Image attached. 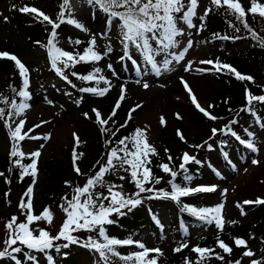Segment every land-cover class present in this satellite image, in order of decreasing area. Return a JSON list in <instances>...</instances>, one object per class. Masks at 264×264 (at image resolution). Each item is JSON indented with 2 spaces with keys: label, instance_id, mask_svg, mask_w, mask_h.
I'll return each mask as SVG.
<instances>
[{
  "label": "rangeland",
  "instance_id": "374dc122",
  "mask_svg": "<svg viewBox=\"0 0 264 264\" xmlns=\"http://www.w3.org/2000/svg\"><path fill=\"white\" fill-rule=\"evenodd\" d=\"M239 1L243 2L244 5L252 6L251 0ZM256 2L264 5V0H256ZM72 5L73 12L70 17L82 24L84 29H86L81 30L78 28V32L74 29L76 35L83 37L78 39L81 42L79 43L80 46L77 47L65 41L57 42L58 44L56 45L64 51L82 54L84 49L89 47L90 40L95 39V50L104 54L102 60L94 63L95 68L99 67L102 70L98 75H103L111 81V89L103 97L90 93H85L84 96L80 97L79 92L71 88L68 83H64L63 80L47 78L46 72L49 70H44V74L42 70L45 67L43 64L47 61L43 55L46 49L31 45L23 31L14 27L11 13L20 11L19 9L24 6H29L39 9L50 18H53V13L55 14L53 6H49L48 2L44 0H0V53L16 56L29 70V92L32 98L27 103L30 104V108L25 111L23 116L16 117L15 120L17 122L19 119L26 121L23 132H28L29 136L42 137V139L28 138L26 140L24 146L20 148L25 153L23 158L32 159L29 154L40 151L41 156L36 161L37 165L38 162H40L41 166L43 161L59 158L68 163V156L71 154L68 151L79 148L76 144V137H78L80 138V148L77 155L79 156L80 153H83V155L77 159L78 163H76V166L82 171L84 169L82 159L84 158L97 163L99 155L94 151L92 145L102 140V131L90 112H93V109H97L102 114V118L105 119L107 102L119 98L120 89L123 85L126 88V94L121 104L128 109H133L140 105L133 112L134 119L139 129H146L148 143L154 146L157 154L163 155L167 160L168 156H171L173 158L171 161L177 160L180 164L184 153L195 156L196 160L200 161L199 164L206 168L205 171L211 178L213 169L207 163H210L213 167H218L219 163L223 162V158L219 157L218 152L205 157L201 152H195L193 149L187 148L186 141L197 130L201 112L192 104L189 94L182 83V80L187 82L198 103L206 110L210 106L215 105L218 95L217 90L220 88V83L216 76L217 71L211 65L200 63L204 60L216 61L217 57L223 53L222 43L206 44V21L204 18L203 20L200 19V17L209 14L210 11H207L206 14V10H212L214 5L211 0H198L196 16L193 17V23L197 27L189 28L186 25L184 43L180 44L178 49L170 50L174 54L183 53V60L179 62L173 60L168 66V70H163L159 74H155L152 71L151 65L145 62L143 56L134 46L128 49L127 55L125 49H122L119 44L112 51L106 49L108 38L113 41L120 32L117 20H111L110 22L107 14L101 11L98 6L89 4L87 0H74ZM213 16L212 20L214 24H217L219 19L215 18L217 17L216 15ZM201 25H203L202 30H200ZM82 39L89 40L88 45L86 40L83 41ZM189 41L192 42L191 48H187ZM247 46V43H244L236 49L244 51ZM129 55L132 59L128 58ZM164 59L165 54L155 57L158 64H162ZM108 65H111L114 71H110ZM188 65H191V70H185ZM197 69L211 70L197 71ZM196 79H198L197 82ZM3 81L4 79L0 73V87L4 84ZM145 83L148 84L147 88L144 87ZM104 87H108V85L104 84L102 88ZM198 88H200L202 93L199 92ZM78 98L81 101L76 103ZM85 113H87V117L84 115ZM162 117L164 118L163 124L161 123ZM221 124L217 117L215 120L210 119L206 128L213 132V129L222 127ZM36 125H40V127H36ZM5 126L6 124L0 125L1 155L9 154L12 147L10 131ZM12 127L14 128L15 124H12ZM32 129L35 130L30 131ZM63 130L68 133V138L65 140L61 136ZM178 130L183 134L184 140H181L177 135ZM251 131L254 134L251 141L257 151L249 155L250 157L245 164L240 165L238 168L230 166L228 169H223V171L219 172L216 180L208 179V181L200 182L198 179L192 181L190 185L191 188H195L208 185L209 183L213 184L216 190L209 196L203 208L216 207L223 203L222 214L225 220L231 221L237 218L241 224H248L252 221L251 215H239L236 205L238 203L241 204L243 200L250 199L245 194L246 189L250 185H253L257 193L261 192L263 188L260 186V181H255V178H258L257 175L264 176V125L262 127L255 126ZM43 137L50 138L43 139ZM202 137L203 139L199 142L201 147H203L202 149H204L203 145L207 137ZM210 144H213V142H210ZM71 155L70 160L72 163L73 154ZM253 161H258V163H253ZM37 177L33 204L35 210L39 207L37 204L42 199L41 188H43V184L47 183L48 176L41 170ZM69 196L71 197V194ZM63 197V195H60L55 200H51L47 207L54 214L52 223L48 224L46 221L41 220L32 225L34 229H45L52 236L57 235L66 218L65 213L60 208V205L64 203ZM173 209L174 206L160 209V214H158L160 225L156 229L147 227L141 230L139 235H132L126 239L143 243L147 249H160L162 257L161 261H157V264H165L163 261L171 256L170 254L176 252V248L182 247L185 243L187 247H182V249L188 247L194 249L201 244V241L210 240L212 237L216 238L220 234L214 224H207V226L200 229L190 228L187 234L181 237L180 233L176 234L172 229V225H174L172 218ZM23 216L20 213L18 222L23 221ZM5 219L7 218H0V250L5 247L4 240L7 236ZM261 242L256 237L248 239V245L251 250L256 255L259 254L260 257H263L264 246ZM128 246H130L131 254L142 251L135 244ZM115 250L120 251L119 247H116ZM150 254L155 255L157 253L153 252ZM87 258L88 256H86ZM97 259L96 264H101L99 256ZM250 260L251 258L245 257L244 264L251 263Z\"/></svg>",
  "mask_w": 264,
  "mask_h": 264
},
{
  "label": "snow or ice",
  "instance_id": "6c2138e0",
  "mask_svg": "<svg viewBox=\"0 0 264 264\" xmlns=\"http://www.w3.org/2000/svg\"><path fill=\"white\" fill-rule=\"evenodd\" d=\"M91 5L98 6V8L109 16V21L117 20L119 31L121 33V42L127 51L129 45L135 47V49L143 56L145 62L151 65L152 71L159 74L163 70H168V66L175 60L179 62L183 60V53L174 54L169 50L176 47L178 36L182 35V30L178 28L177 21L178 19L185 23L189 28L197 27L193 23V17L196 16V10L198 8V0H87ZM211 3L217 7L227 6V9L236 16V19L244 24L245 28H248L246 22V16L248 13L256 14L258 13L260 17L264 18V5H260L256 0H251L252 6L245 11L239 0H211ZM70 0H63L61 5V12L57 20H53L44 12L40 11L35 7L24 6L19 9L23 13H31L37 19L42 18L41 22H47L52 27V32L50 33V39L48 41V53L51 59L52 67L55 69L56 73L69 84L71 81L68 79V76L65 75L64 69L75 67L77 64L81 63H97L104 58V54L96 51V41L95 39L90 40L89 47L85 48L83 53H72L64 51L57 47L54 43L57 32L56 29L60 27L63 23L73 24L75 27L84 29L83 25L78 23L76 20L71 19V9L69 7ZM66 11L69 18L65 19ZM207 11L206 10V14ZM182 14V15H181ZM204 17H200L203 20ZM230 27L235 28L238 32L239 28H236L235 25L230 24ZM203 25L200 26L202 30ZM249 31H252L249 29ZM239 37H228L222 36L220 39H238ZM252 38L260 41L261 46L264 47V38L257 37L255 32H252ZM155 42V47L153 43ZM76 44L81 43L79 40L75 41ZM192 47V42L189 41L187 48ZM108 51H111L109 48ZM161 53L165 54V59L162 64H158L155 60L157 55ZM0 57H6L9 60L15 62V65L19 69V74L22 77V88L17 90L15 88L12 91L19 96L21 102L17 103L15 99L9 101L8 98L0 97V103L8 107V112L6 114L5 108H0V120H4L10 131V138L12 140V147L10 151V158L20 157L23 158L25 153L20 150L19 142L29 139H42L38 136H29L28 132H23L24 125L26 121L24 119H19L17 122L13 117L23 116L25 111L30 108V104L27 101L31 100V94L27 91L29 88V79H28V69L27 67L14 55H9L8 53H0ZM171 57V58H169ZM129 59L132 57L129 55ZM62 64L63 68L58 67L57 64ZM135 63V61H133ZM201 64L211 65L212 68L220 72L222 69H227L229 73L235 75V78L240 81H253V77L248 75H243L238 72L231 65L221 64L218 60H204L200 62ZM110 71H114L111 65H108ZM185 70H191V65H188ZM211 69H197V71H210ZM99 67L94 68L92 72L87 75H80L79 73L72 72L71 75L77 77L78 79L85 82H95L96 87H83L79 91L82 93H90L98 97H103L111 89V81L103 75H98L101 73ZM103 82L108 87L100 88L99 84ZM183 86L188 92L192 104L199 110L203 115L209 119H217V117L212 116L204 107H202L196 96L193 94L192 89L189 87L187 82L183 81ZM76 87L75 85H72ZM144 87L147 88L148 84L145 83ZM126 88L122 85L120 89L119 98L113 108L112 113L107 119L102 118V114L97 110L93 109L95 113L96 121L102 126V131L104 130L103 126H106L108 122L116 115V110L120 108L121 102L125 99ZM246 102L247 110H251L250 106L254 102L264 103V96H255L250 92H246ZM79 103V101H77ZM140 107L137 105L136 108ZM211 107V106H210ZM136 108H133L129 112L128 119H131V113L136 111ZM87 117V113L84 114ZM179 118V117H178ZM11 121V124L7 122ZM236 121H233L235 123ZM161 123H164V118H161ZM12 124H15V127H12ZM40 127V125H36ZM120 127H126L121 125ZM32 129L30 131H34ZM119 131V129H117ZM213 135L216 134L217 130L213 129ZM221 131H224L221 129ZM230 132L231 129H228ZM23 133V134H22ZM115 132L112 133L115 136ZM75 135V134H74ZM177 135L181 140H184L183 134L178 130ZM232 135H236L234 132ZM50 137H43V139H49ZM240 140L241 144H244L248 149L252 151H257L251 140H243L240 137H236ZM79 138L76 137V144L79 145ZM111 144V141L107 142ZM199 147V146H196ZM167 151V150H166ZM32 158V163L28 165H23L20 163L19 159L14 160V164L21 168L20 173L21 180L25 176H31L35 178L37 176V160L41 156L40 151H35L29 154ZM83 153H80L79 156H82ZM157 155L156 149L154 146L148 143V138L146 134V129H136L134 134L129 137H123L117 141V146L111 147L107 152V158L103 164H99V170L95 173L94 176L89 177L84 186H76L73 188L74 195L71 199L67 196L63 197L64 203L60 205V208L65 213V220L61 225L60 231L56 236H52L45 229H34L32 225L41 220L46 221L48 224H51L54 219V214L50 208H45L40 214H35L33 211V186H29L24 193V196L21 198L18 205L21 213L25 215L24 222H18L17 216H12L11 219L6 223L5 227L7 230V236L4 240L5 247L3 250H0V260L9 259L13 264H38V259L35 253H44L47 254L50 250L55 247L57 252L60 251L61 246L55 245L56 241L63 240L67 243L63 244L62 247L67 248L69 244L82 243V246L89 247L94 249L99 253V256L107 261L109 255L118 257L120 260L125 261L126 264L128 261H132L133 264H157L156 259H146L149 257L150 253H157L162 255L160 249H147L143 243L135 242L131 239L128 240H118L109 238L106 235L105 225L114 223L110 216L113 213H121V209L135 207L140 204L139 199H134L132 196H125L120 191L116 189L119 188V185L111 184L108 185L105 181L106 174H109L113 170H123L126 173H129L131 177V182L135 184L136 188L139 190L135 193V196H139L140 193L152 192V188H146L145 184H151L153 179L155 183H160V178H153L151 168L148 165L151 163L150 156ZM76 151H73V166L74 171L77 175H82L80 168L76 166V161L79 159ZM173 158L168 156V160L171 161ZM181 164L179 165L180 172L184 173L183 179L185 181H190L191 176L187 175V167L189 163L195 162L197 164L200 161L196 160L195 156L184 153L181 157ZM253 163H258V161H253ZM161 169L169 174L171 177L169 183L172 187L171 193H164V196L172 199L173 201L179 202L181 197L189 196L195 193H207L214 192L215 187H181L176 184L174 181L178 176V172L171 168L169 164H161ZM11 171V169H10ZM0 175H3L0 173ZM125 176H120V179H125ZM35 179H33V185ZM67 186L72 187L71 184L66 182ZM107 187L108 195H104L102 192H96L97 187ZM25 197L27 200L25 201ZM104 201H108L107 206ZM243 204H261L264 205V199H257L256 201H244ZM241 209L242 215L243 208L241 204L236 205ZM224 204L221 203L216 207L211 208H200L190 207L184 205L182 210H187L190 214L197 217L201 221L207 224H214L218 232L222 233L225 228V224H235L236 221H226L222 210ZM122 214V213H121ZM84 230V231H96L98 237L103 239V243L99 240L94 239L93 237H88L86 241L81 242L77 237L72 233ZM38 233V234H37ZM254 238V237H253ZM141 249L142 251L134 252L129 255H122L115 250L114 246L117 245H133ZM234 244L236 247H242L245 249L242 256L252 258L256 255L255 252L251 250L248 245V242L243 238H234ZM19 245V246H17ZM182 247H187V244H183ZM182 247L175 249L176 252H180ZM217 247L221 249L224 253L231 255L233 248L229 246L223 239H220L217 236ZM27 249L28 251H24ZM195 253L199 255V260L196 264H202V261L206 258H209L206 254L215 253V249L210 248H200L196 247L193 249ZM23 253V257L18 258L17 254ZM215 258L218 260H224V256L216 253ZM49 264H53L52 257L47 256ZM186 264H191V262L186 261ZM235 264H241V261H236ZM251 264H264V260L251 259Z\"/></svg>",
  "mask_w": 264,
  "mask_h": 264
},
{
  "label": "trees",
  "instance_id": "16d2710c",
  "mask_svg": "<svg viewBox=\"0 0 264 264\" xmlns=\"http://www.w3.org/2000/svg\"><path fill=\"white\" fill-rule=\"evenodd\" d=\"M48 2L49 6H53V11L59 16L62 8L63 0H45ZM71 2V0H70ZM245 11L251 6H244L241 3ZM69 7L71 5L69 4ZM214 10L211 11L210 16L205 17L206 20V30L207 37L206 41L208 44L222 42L223 53L218 56V61L223 65H231L233 68L237 69L243 75H248L253 77V81H240L235 78V75L229 73L227 69H222L219 74V83L220 88L217 90V98L215 100V106L211 108V112L214 115H218V118L222 122V127L216 129L217 132L215 135L211 133L208 128H206L209 123L206 116L201 115L198 119V128L192 135L189 136L187 141V146L191 149H197L201 152L202 147L199 146V141L203 139L202 136L207 137L205 148L202 151L204 156L208 154L214 155L218 152L220 157L223 155L226 157V162L223 165L219 163L220 168H229V162L236 166H240L244 164L249 158V154L251 149H248L244 144L240 142L237 143L235 136L232 135L240 133L241 135H247V130L249 126L256 125V118L261 117L264 118V103L254 102L251 106V110H247L249 106H247L246 102V92H250L255 96H264V47L261 46V43L257 39L252 38V32L257 34V37L264 38V18L260 17L258 13L252 14L248 13L246 16V22L248 24V28L244 27V24L236 19V16L232 14L227 6L217 7L214 6ZM66 14L67 11H66ZM182 15V14H181ZM216 15L217 24H214L212 17ZM13 22L16 29L23 31V34L29 39V43L31 45L36 46L37 44L45 43L48 44L50 37V33L52 30H47L44 22H41L42 19L35 18L34 24H28L30 18H27L28 15L22 12H15L12 14ZM57 20V19H56ZM182 21L178 19L177 24L178 28H180L183 32V26L181 24ZM235 25L236 28H239L237 32L235 28L230 27L229 25ZM251 29L252 31H249ZM57 36L56 39H60L62 41L71 42L74 40L72 37L73 34L65 23L61 24L58 29H56ZM222 36L228 37H239L238 39H220ZM183 34L178 36L176 39L178 40L179 46L181 40H183ZM119 43L122 45L121 38H119ZM153 43V47H155V42ZM244 43H247V48L244 51L237 50L236 48L242 46ZM174 47V48H176ZM47 67H52L51 62ZM72 70L64 69L65 74L68 76L69 80H71V88L77 90L80 95L83 93L79 91L80 88L83 87H91L97 86L96 83L93 82H85L78 79L75 76H72V72L79 73L80 75H87L94 70L93 64L81 63L77 64L75 67H71ZM0 72L2 73L4 78V84L0 87V97L8 98L9 101L15 99L17 103L21 102L19 96H17L12 89L15 88L17 90L21 89V77L19 74L18 68L14 65V61L3 60L0 61ZM20 81V82H19ZM75 85L76 87H73ZM102 86V85H101ZM116 100H109L106 104V116L107 118L113 111L112 105H114ZM0 108H5V112L7 114L8 107L4 104L0 103ZM129 109L125 108L124 105L121 104L120 108L116 110V115L112 117V119L108 122L106 126H103L104 130L102 132L103 140L100 142L94 143L92 146L94 151L99 155V162L103 164L107 158L108 150L117 146V141H119L123 137H129L134 134L135 130L138 129L137 123L133 119V114H131V119H128V111ZM15 119V117H13ZM233 121H236L233 123ZM11 124V121L7 122ZM6 122L4 120H0V125H4ZM126 127H120L121 125H125ZM102 130V126L99 124ZM8 129V126L6 124ZM119 129V131H117ZM223 129L224 131H221ZM228 129H231L229 132ZM115 132V136L112 133ZM27 138L25 140L20 141V147L24 146ZM111 141V144L107 142ZM212 141L214 143L213 151H209V142ZM13 143V142H12ZM199 146V147H196ZM215 152V153H214ZM71 153V150L68 151ZM67 153V154H68ZM71 155V154H70ZM68 156V163L59 159H48L41 163L42 172L48 176L47 183L43 184L41 188V198L38 202V209L35 214H40L43 209L48 207L51 200H55V198L63 195L68 198H72L74 195L73 188L76 186H84L87 179L95 175V173L99 170V164H95L88 159H82L84 164V169L81 171L82 175H77L73 172L71 156ZM19 159L20 163L23 165H28L32 161L29 158L24 159L20 157L10 158V153H6V155L0 154V218L5 219L6 223L11 219L12 216H17L18 219L20 217L21 210L18 205L20 203L21 198L24 196L27 188L29 186H33V177L25 176L22 180L20 177V173L22 171L21 168L17 167L14 164V160ZM151 163L148 165L151 168L153 178H160V183H155V179L151 184H145L146 188H152V192H144L140 193L139 196H135L139 190L136 188L135 184L131 182V177L129 173L124 172L123 170H113L109 174H106L105 181L108 185L115 184L120 187L117 188V191L122 192L125 196H132L134 199H139L141 201L140 204L135 207L123 208L121 209V213H113L110 216V219L114 221V223L105 225L106 235L109 238L113 239H125L130 235H139L140 231L147 228L148 226H154L151 222L152 215H157L158 211L161 208L167 206H174L173 209V223L172 229L173 232L179 235H186V232L189 228H200L204 227L207 223L201 221L197 217L190 214L186 209L182 210L184 205H188L190 207H195L197 209L202 208V205L207 202L209 198V193H195L189 196L181 197L179 202L173 201L172 199L164 196V193H171L172 187L169 183L171 177L169 174L165 173L160 165L161 164H169L171 168L178 172V176L175 179V183L180 185L181 187H189L192 181L200 180L205 181L207 179L214 180L215 177H211L207 175L206 168L200 166L197 163H193L190 165H186L188 171L187 175L191 176L192 179L190 181H185L183 179L184 173L179 170V163L177 160L168 161L164 158L163 155H152ZM11 169V171H10ZM120 176H125L126 178L121 180ZM258 178H255V181H260L262 191L257 193L253 187L250 185L248 189H246L245 194L250 201H255L257 198L264 199V176L258 175ZM66 182L72 185V187L67 186ZM96 192H102L104 195H108L107 187H97L95 189ZM64 193V194H63ZM71 194V197L69 196ZM27 198L25 197V201ZM107 206L108 201H104ZM243 208V212L245 214L251 215L252 221L248 224L240 223V220L235 218L231 221H236L235 224H227L224 231L220 233L218 236L220 239H223L229 246L233 248V252L231 255L224 253L221 249L217 247V237L211 238L210 240L201 242L200 248H210L215 249V253L206 254L209 258H206L202 261V264H235L236 261H241V264L244 263V257L242 256L243 251H245L242 247H236L234 244V238H243L248 240L249 238H259L261 240L262 245L264 246V205L261 204H241ZM239 215H242L241 209L238 211ZM244 214V215H245ZM25 215L22 217L23 221H25ZM19 221V220H18ZM75 237H77L81 242L86 241L88 237H93L94 239L99 240L103 243V239L98 237L96 231H84L79 230L72 233ZM67 243L66 241L59 240L55 242V245L61 246L60 251L57 252L55 247L50 250L47 254L44 253H35L38 259V264H47V256L50 255L54 258V264H92L95 256H99V253L94 249L89 247L82 246V243L77 244H69L67 248L62 247L63 244ZM19 246V245H17ZM212 246H214L212 248ZM122 254L129 255V249L122 246ZM24 251H28L25 249ZM216 253L224 256V260H218L215 258ZM167 259L163 262L165 264H186V261L191 262V264H196L199 260V255L195 253L192 248H186L181 250L180 252H173L170 254ZM18 258L23 257V253L17 254ZM86 256L88 258L86 259ZM99 258H101L99 256ZM156 259L161 260V256L157 255H149L146 259ZM254 259V258H252ZM95 260V259H94ZM258 260H264L263 257ZM101 262L103 264H126L125 261L120 260L118 257L109 255L107 261H104L101 258ZM0 264H13V262L9 259L0 260ZM27 264H31V262H27ZM127 264H133L132 261H128Z\"/></svg>",
  "mask_w": 264,
  "mask_h": 264
},
{
  "label": "bare ground",
  "instance_id": "6f19581e",
  "mask_svg": "<svg viewBox=\"0 0 264 264\" xmlns=\"http://www.w3.org/2000/svg\"><path fill=\"white\" fill-rule=\"evenodd\" d=\"M198 81V79H196V82ZM198 86H199V84H198ZM197 86V87H198ZM199 89V92H200V88H198ZM172 93V92H171ZM200 93H202V92H200ZM187 112V111H186ZM151 119V118H150ZM68 133H66L64 130L62 131V138H63V140H65L66 138H68V135H67Z\"/></svg>",
  "mask_w": 264,
  "mask_h": 264
}]
</instances>
